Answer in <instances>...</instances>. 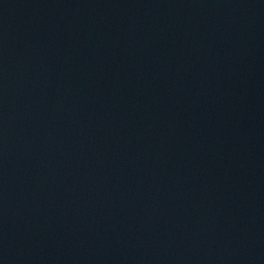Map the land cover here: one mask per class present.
<instances>
[{
  "label": "water",
  "instance_id": "obj_1",
  "mask_svg": "<svg viewBox=\"0 0 264 264\" xmlns=\"http://www.w3.org/2000/svg\"><path fill=\"white\" fill-rule=\"evenodd\" d=\"M0 264H264V0H0Z\"/></svg>",
  "mask_w": 264,
  "mask_h": 264
}]
</instances>
